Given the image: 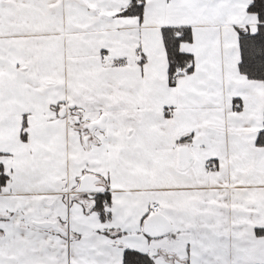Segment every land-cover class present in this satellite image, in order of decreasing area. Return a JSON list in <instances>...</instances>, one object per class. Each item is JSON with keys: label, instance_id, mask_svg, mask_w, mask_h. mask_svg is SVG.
I'll list each match as a JSON object with an SVG mask.
<instances>
[{"label": "snow or ice", "instance_id": "1", "mask_svg": "<svg viewBox=\"0 0 264 264\" xmlns=\"http://www.w3.org/2000/svg\"><path fill=\"white\" fill-rule=\"evenodd\" d=\"M0 264H264V0H0Z\"/></svg>", "mask_w": 264, "mask_h": 264}]
</instances>
